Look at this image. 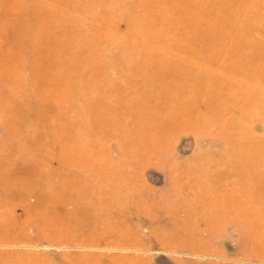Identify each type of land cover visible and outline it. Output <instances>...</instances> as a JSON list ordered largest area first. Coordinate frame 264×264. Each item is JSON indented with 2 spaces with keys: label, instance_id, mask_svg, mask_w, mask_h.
I'll return each instance as SVG.
<instances>
[{
  "label": "rangeland",
  "instance_id": "obj_1",
  "mask_svg": "<svg viewBox=\"0 0 264 264\" xmlns=\"http://www.w3.org/2000/svg\"><path fill=\"white\" fill-rule=\"evenodd\" d=\"M0 264H264V0H0Z\"/></svg>",
  "mask_w": 264,
  "mask_h": 264
},
{
  "label": "bare ground",
  "instance_id": "obj_2",
  "mask_svg": "<svg viewBox=\"0 0 264 264\" xmlns=\"http://www.w3.org/2000/svg\"><path fill=\"white\" fill-rule=\"evenodd\" d=\"M30 155V154H29ZM23 173V172H22ZM87 173L89 174V176H97V174H95V173H91V171H87ZM18 174V173H17ZM23 174H25V172L23 173ZM59 174H61V172H59ZM93 174V175H92ZM72 202H74V201H72ZM22 205V204H21ZM18 206V205H17ZM16 206V207H17ZM26 209V208H25ZM24 209V210H25ZM18 210V209H17ZM23 211V210H22ZM67 212V211H66ZM18 214V213H17ZM59 216V215H58ZM56 217V216H55ZM133 218V217H132ZM64 225V224H63ZM60 230V229H59ZM162 233V232H161ZM134 235V234H133ZM159 236V235H158ZM157 237V236H156ZM91 238V237H90ZM58 243H66V241H63V242H59V241H57ZM105 244H107V243H105ZM108 246H111V244H107ZM137 245V244H136ZM93 246V245H92ZM114 246H116V245H112V247H114ZM129 246H135V245H132V244H130Z\"/></svg>",
  "mask_w": 264,
  "mask_h": 264
}]
</instances>
